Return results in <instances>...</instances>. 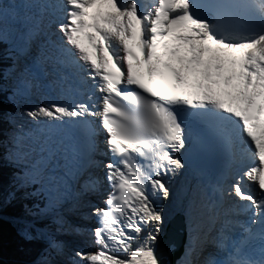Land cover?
Returning <instances> with one entry per match:
<instances>
[{"label": "snow or ice", "instance_id": "obj_1", "mask_svg": "<svg viewBox=\"0 0 264 264\" xmlns=\"http://www.w3.org/2000/svg\"><path fill=\"white\" fill-rule=\"evenodd\" d=\"M28 7L35 11L22 14L0 0V44L12 45L19 61L41 40L72 69L75 87L67 100L22 113L35 128L18 126L11 137L14 183L48 193L46 208L62 207L68 176L48 133L85 127L72 179L76 210L96 225L73 229L91 247L69 254L43 231L38 210L19 229L25 240L45 241L32 264H169L157 245L189 153L226 159L228 183L219 190L230 203L199 235L205 220L197 202L188 203L181 264H264V0H29ZM18 85L32 87L24 76ZM56 220L60 231L64 218ZM209 244L220 255L208 253Z\"/></svg>", "mask_w": 264, "mask_h": 264}, {"label": "trees", "instance_id": "obj_2", "mask_svg": "<svg viewBox=\"0 0 264 264\" xmlns=\"http://www.w3.org/2000/svg\"><path fill=\"white\" fill-rule=\"evenodd\" d=\"M8 45L0 44V264H32L45 248L40 239L25 240L19 233V220L30 219V210L37 209L41 199L32 191L22 190L14 183L19 171L15 165L6 162V148L12 128L11 118L17 110V102L11 98L8 82L13 56L7 51ZM13 193L11 197L8 193ZM39 206V205H38ZM49 221L43 222L47 226Z\"/></svg>", "mask_w": 264, "mask_h": 264}, {"label": "bare ground", "instance_id": "obj_3", "mask_svg": "<svg viewBox=\"0 0 264 264\" xmlns=\"http://www.w3.org/2000/svg\"><path fill=\"white\" fill-rule=\"evenodd\" d=\"M37 46L34 45L33 46V50L38 54L37 56V60L38 63L40 64H52V62L55 60L54 58H52V53L46 48L44 49V51H37ZM43 50V49H41ZM42 53V54H41ZM53 66V64H52ZM52 66H48V67H52ZM59 69H61L63 71V66L59 67ZM27 71L29 73V75L32 76V80H31V84H32V90L34 92V94H37V91L35 88H33L34 84H38L39 85V89L42 90V88H44L43 91V95H46L48 100H51V97H54L52 94H50L48 88L44 85V81L43 78L41 77V71H39L38 66L35 63V59L33 58V61L31 60L29 67L27 68ZM47 71L50 72L51 68H47ZM53 77H49V79H52ZM54 81H57V79L55 78ZM49 87V86H48ZM58 100H62V98L58 95L55 96ZM68 97L67 96H63V100H67ZM43 102V101H42ZM41 103V102H39ZM28 117L26 115H23V121H25ZM22 121V122H23ZM30 127L34 126V125H29ZM31 129V128H30ZM26 131V130H24ZM30 140H26V143H30ZM10 145V140H9V144ZM251 162H246V166L247 164H250ZM69 182H68V191L61 193V201L60 204H62V207L58 204L57 207L55 208V210H53L51 207L46 208V210H50L51 212H54L53 215L51 217L56 218L57 215H62L65 221V217L64 216H70L72 218H74L77 222L75 224H73L72 222L70 223V225H67L69 228H62L61 229V233L58 234V237L62 238V241H67V242H71V243H76V245L80 248H85V247H90L87 245V243H91V241L84 235L73 231V229H88L87 228V224L89 222H91V219H87L85 218V216H82L77 210H76V206H77V201L75 199V192H74V188H75V180H73L71 177L68 178ZM228 183V182H227ZM254 187V185H250V188ZM44 195L46 196V200L48 197V193L44 192ZM93 201V203H97L98 204V200L96 198H91ZM197 202L198 208H199V213L201 215V217L205 220V222L203 224L198 225L197 229L194 231V235H199V233L201 231H207L210 230L212 228V224L210 222H208V218L212 217L213 215H215L216 213H222L224 211V209L227 207V205L230 203L229 199L227 196H222V193L219 190V186L216 185V189L213 192H210V194H206V193H198L195 195V199ZM193 201L192 199L189 201L191 202ZM167 203V209L166 211L170 212L169 218L174 215L175 213H180L183 214L185 212V207L188 205V202L186 200H184V202L181 201V199H179L176 196H173L172 199ZM45 210L42 212L44 213ZM182 212V213H181ZM49 215V214H47ZM47 215H44V217H46ZM184 215V214H183ZM187 221V229H188V240H187V244L189 242L190 239V230L188 227V219H187V214L184 215ZM240 217H242V220H246L247 216L246 215H241ZM241 219V218H240ZM32 218L30 219H23V220H19L20 222H28L31 221ZM67 220V219H66ZM72 226V227H71ZM76 226V227H73ZM165 230V229H164ZM234 233L238 230V228L233 229ZM67 247V246H66ZM69 249V248H68ZM206 251L208 253H215L217 255H219L217 249L212 245L209 244L207 246ZM211 251V252H210ZM185 254V253H184ZM184 256V255H183ZM57 259H65V257H58ZM182 259V258H181ZM181 259L178 261L177 264H181Z\"/></svg>", "mask_w": 264, "mask_h": 264}, {"label": "rangeland", "instance_id": "obj_4", "mask_svg": "<svg viewBox=\"0 0 264 264\" xmlns=\"http://www.w3.org/2000/svg\"><path fill=\"white\" fill-rule=\"evenodd\" d=\"M39 43H40V47H36L37 50L41 51V49L46 48V47L43 46L42 41H39ZM6 49H7L8 52H10L12 54L13 62L18 65L15 69H13V67L10 68V74H9V79H8V82L10 83V88L12 90L11 98L14 100V102H17V104H18L17 110H16V112L13 114V116L11 118L12 128L9 131V137H8V139L11 140V137L16 133L18 126H22V130H29L30 129L29 125H33L29 118H27L25 121L22 120L23 119L22 113H25L26 111L30 110V108L32 106L38 104L39 102H42V101L44 102V101H47L48 99H47L46 95H43L44 88H42L41 93H40L39 86L36 85V84H34L33 88L36 89L37 94H34L32 88L30 90H28L27 92H25L23 89L19 88V85H18V81H19L21 76H24L26 79H28L30 81L32 80V76L29 75L30 71H29V73H28V71L23 72L22 69H27L29 67L31 59L34 57L35 52L32 51V54L27 56L26 58H21L19 61H15L14 60V55H13V47H12V45L9 44ZM33 127L35 128V125ZM8 144H9V141H8ZM6 151L7 152H6L4 160L6 162H8V163H11L9 161L8 157H7V153H8V151H10V145L8 147H6ZM16 168H18V167L16 166ZM20 188L22 190H28L29 187H27V188L20 187ZM30 190L32 191L33 189H30ZM32 193H33V195L38 197V200L41 199L42 203L38 204L39 205V209L38 210L41 211V212H43L45 210V212L43 213L44 215L49 214L46 217L42 218L41 221H38V223H42V224L46 220L49 221V223H47V226L45 225V227L43 228V231L45 233H50L52 235H55V236H57V238L63 240L62 238L58 237V234L61 233V230L57 231V228L59 227L58 221L56 220V218L51 217L54 212H51L50 210H46V207H45V205L47 203L46 196L43 195V198H40L39 197L40 193L37 194V192L35 190H33ZM38 210L34 209V211H32V210L29 211L32 220H35V216L33 214L36 213ZM64 217L67 220L65 219L64 224H63V228L67 227V228L71 229L67 225H70L71 222L73 224H75L77 222L74 218H72L70 216H64ZM18 223L20 224V227H19V229H20L23 226V224L26 223V222H21L20 221ZM73 227H76V226H73ZM40 240L44 241L43 239H40ZM64 242H65V245L67 246L66 247V253L70 254L73 249H81L80 247H78L76 245V243H74V244L71 243L72 241L71 242H67V241L64 240ZM65 259H66V257H65Z\"/></svg>", "mask_w": 264, "mask_h": 264}, {"label": "water", "instance_id": "obj_5", "mask_svg": "<svg viewBox=\"0 0 264 264\" xmlns=\"http://www.w3.org/2000/svg\"><path fill=\"white\" fill-rule=\"evenodd\" d=\"M187 240V221L184 215L177 213L168 220L163 239L157 245V250L163 252L169 264H177L185 253ZM169 243H171V247H169Z\"/></svg>", "mask_w": 264, "mask_h": 264}]
</instances>
